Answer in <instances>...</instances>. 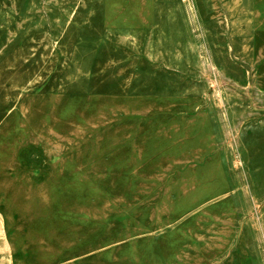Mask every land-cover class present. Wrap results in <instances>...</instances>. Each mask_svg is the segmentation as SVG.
Here are the masks:
<instances>
[{"label": "rangeland", "instance_id": "rangeland-1", "mask_svg": "<svg viewBox=\"0 0 264 264\" xmlns=\"http://www.w3.org/2000/svg\"><path fill=\"white\" fill-rule=\"evenodd\" d=\"M154 1L126 38L103 0H0V264H264V0ZM122 89L207 95L232 213L203 170L132 177L93 99Z\"/></svg>", "mask_w": 264, "mask_h": 264}, {"label": "crops", "instance_id": "crops-1", "mask_svg": "<svg viewBox=\"0 0 264 264\" xmlns=\"http://www.w3.org/2000/svg\"><path fill=\"white\" fill-rule=\"evenodd\" d=\"M156 9L154 0H103L105 30L118 37H134L138 31L155 24ZM142 64L154 68L155 80L160 76L168 80L176 76L174 69L170 71L174 65L168 60L150 59ZM93 99L110 101V114L121 117L117 124H111V141L116 137L117 143L110 146L126 148L127 169L139 174L133 178L152 179L156 178L154 174L184 169L189 172L203 170L221 181L223 161L221 154L216 152L213 109L208 105L206 94L175 90L131 93L122 89ZM197 164L201 167L197 168ZM220 181L200 196L232 213L231 189L225 179Z\"/></svg>", "mask_w": 264, "mask_h": 264}]
</instances>
